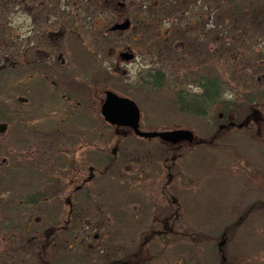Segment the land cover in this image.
Returning a JSON list of instances; mask_svg holds the SVG:
<instances>
[{
    "label": "rangeland",
    "instance_id": "obj_1",
    "mask_svg": "<svg viewBox=\"0 0 264 264\" xmlns=\"http://www.w3.org/2000/svg\"><path fill=\"white\" fill-rule=\"evenodd\" d=\"M147 8L154 15V30L166 26L163 24L164 16L168 20L177 18L179 26L200 28L202 41L191 51L189 47L177 46L170 52L171 55L167 53L169 49L161 50V55H156L153 72L166 75L159 86L154 85L155 82L143 86L135 84L132 79L138 69L140 73L146 70L139 68L138 62L128 68L123 67L132 75L130 79H107L110 72L108 67H97L94 78L97 81L93 79L92 86L98 88L108 85L119 94L128 95L139 105L144 120L153 123L152 130L167 131L182 127L192 130L195 138L209 139L217 133L218 140L212 146L208 143L198 150L186 148L174 153L176 166L178 161H183L185 165H182V169L188 170L190 175L196 173L199 176L196 185L186 187V223L179 225L182 220L170 222L165 237L151 238L146 243L142 241V233L136 235L139 228L143 227L136 230L135 226H131L135 225L131 223L136 222L128 214L135 210L132 208L134 204L130 203L140 202L129 189L136 185L129 173L133 171L130 166L131 154L136 160L141 157L145 164V152L135 154V151L142 149L136 145L138 143H126V147L131 148L127 151L130 155L121 152L125 146H120L115 165L118 168H114L116 171L103 178L95 176V180L90 182V185L100 187L106 193L105 199H97L94 203H103V208L110 203L113 212L102 210L105 214L101 218L93 213L96 206L91 207L87 214L75 210L74 214L80 213L79 217L88 218L92 225H85L83 220L72 221L69 227V254H72L74 261L81 260L75 264H264V0H150ZM183 11H197L200 16L191 12L193 14L190 17L180 19ZM202 78L220 81L221 102L213 107H205L202 115L188 113V108L180 110L181 97L195 100L189 92L184 91L191 87V93L197 92L194 85ZM10 89L9 93L0 95V123L7 122L10 126L8 132L0 136V264H56L54 261H59V257L53 260L46 250L49 254L65 255L63 247L60 245L59 248L60 242L54 240L53 243L52 239L60 240V233L66 225L56 223L59 233L50 236L53 224L45 219L44 212L40 213L38 208L31 210L19 207L18 198L19 187L33 186L32 179L37 175L36 160L40 157L37 152L43 154L44 145L49 149L51 140L47 144L37 142L39 132H42L35 129L40 124V118L32 113L30 107L20 105L16 90ZM228 101L230 103L227 104ZM251 115L249 126H241L240 129L238 125L244 124ZM56 116L59 120L50 119L51 124L66 119L63 115ZM100 119L99 113L72 112L68 122L75 126H62L64 129L59 133L54 132L53 136L59 141L61 139L57 138L84 133L98 138L97 129L88 133V130L84 132L81 128L86 125L84 123L92 122L94 125L89 124L90 128L100 127L96 123ZM231 122L235 126H229ZM220 125L228 127L220 129ZM20 132L26 139L23 145ZM102 132L105 137L109 136L108 131ZM49 155L50 152L44 156ZM151 159L154 157L150 156ZM171 167L169 171L174 173L176 168ZM6 170L11 172L7 176ZM88 174L85 172L84 178ZM26 191L24 196L33 193L30 188ZM127 194L129 204L123 206L120 215L115 214L119 196ZM149 195V192H144L139 198L146 202ZM257 200H260V204ZM6 204L9 206L6 207ZM197 206L199 215L193 220V208ZM114 214L123 221L114 220ZM125 225L128 226L124 228ZM86 227H97V239L92 233L87 235ZM54 228L56 231L57 227ZM89 232H92L91 229ZM224 232L227 238L221 241ZM34 235L35 243L39 242L45 249L40 252V256L36 247L29 255L24 251L26 246L21 251L22 245L34 246L33 242L28 241L29 236ZM109 238L112 243L110 246L117 248L118 253L108 246ZM22 239L25 243H21ZM139 243L142 246L138 247ZM218 245L224 258H220ZM15 248L19 253L10 254ZM149 249L153 251H150L151 254ZM135 250H138L137 253ZM122 258H125L122 260L124 262H121Z\"/></svg>",
    "mask_w": 264,
    "mask_h": 264
},
{
    "label": "flooded vegetation",
    "instance_id": "obj_2",
    "mask_svg": "<svg viewBox=\"0 0 264 264\" xmlns=\"http://www.w3.org/2000/svg\"><path fill=\"white\" fill-rule=\"evenodd\" d=\"M149 1L0 0V79H3V88L5 87L0 94L9 93L10 88L12 91L16 90L19 99H24L20 105L30 107L32 113L40 118V124L35 128L42 131L39 132L40 137L37 142L47 144V141L51 140L49 149L44 145V153L37 152L40 156L39 175L32 187L34 189L33 196L30 195L32 200L29 196H24L27 187H19L18 192L23 196L24 202L26 198L27 201H32V203L28 202L30 209L38 208L45 216L46 210H49L50 222L66 225L63 227L67 233L66 243L71 237L69 227L74 219L83 220L85 225H92L91 220L79 217L80 213L74 214V211L81 210L82 214H87L95 205L90 202L92 197L102 195L101 199L106 198L105 191L90 185V182L95 180V176L103 178L116 171L114 168H118L115 165H117L120 146H125L121 152L126 154L131 149L126 147V143L132 145L138 143L136 145L142 149L135 151V154L138 155L143 151L146 158L144 164L141 157L136 160L133 154H128L132 156V159H129L130 166L133 167V171L129 173L136 184L129 189L140 200L130 203L134 204L132 208L135 210L129 211L128 214L136 222L131 223L135 224L131 226H135L136 230L143 227L139 228L136 235L142 233L144 237L142 241L146 243L151 238L165 237L170 222L182 220L179 225H184L186 223L185 191L191 184H197L199 176L196 173L190 175L188 170L182 169V165H185L183 161H178L176 166L174 153L186 148L198 150L208 143L212 146L218 140L217 137L194 138L192 142L180 141L173 144L160 138H141L131 126L107 122L101 115L100 110L106 103L108 92L129 99L130 97L119 94L108 85L93 87V79L98 72L97 67H108L110 72L107 79L108 77L130 79L132 75L123 67L128 68L129 65L138 62L139 68L146 70L140 73L138 69L132 80H135L136 85L139 83L138 86H143L166 78L165 74L159 75L153 72L155 67H152L154 58L156 55H161V50L169 49L167 53L171 55L170 52L177 46H184L189 47L191 51L202 41L200 28L189 25L179 26L177 18L168 20L167 16H164L163 24L166 26L154 30V15L147 8ZM191 12L193 11H183L180 19L190 17L193 13L200 16L197 11ZM262 76L264 77V74ZM200 85V80L194 85L197 87V92L191 93V87L190 90L184 91L194 97L193 109L199 106L198 101L203 92ZM94 88L98 90H93ZM217 103L211 104L210 107ZM137 106L141 116L139 129L152 130L153 123L144 120L142 110L138 104ZM182 108L187 109L184 106ZM88 111L101 115L102 120L96 121L100 127L90 128L89 124L94 125L92 122L84 123L86 125L81 129L84 132L88 130V133L97 129L98 138L84 133L75 137L57 138L61 141L56 140L53 136L54 132L59 133L64 129L61 128L62 126L73 124L68 122L72 112L80 114ZM55 115H63L66 119L62 118L64 120L61 123L51 124L50 119L59 120ZM251 119L252 115L246 119L242 127H248L252 122ZM64 122L66 123L62 124ZM4 125L5 131L8 132V123ZM228 125L235 126L232 122ZM228 125H220V129ZM102 131H108L109 136L105 137ZM24 137L20 136L22 145L26 140ZM48 152L50 155L44 156ZM150 156L154 159L149 160ZM170 165L176 168L173 169L174 173L169 171ZM85 172L89 173L86 178L83 175ZM140 192H149L146 202L143 198L142 200L139 198ZM124 196H119L118 215L121 214L123 206L129 204L127 200L122 201ZM257 201L260 204V200ZM96 206L99 211L108 209L102 207L103 203H97ZM197 210L198 206L193 208V220L199 215ZM113 219L120 220V223L123 221L118 216H114ZM90 229L92 232H89ZM86 230L87 235L92 233L96 239L99 236L97 227H86ZM222 238L221 241L226 240L225 232ZM139 245L140 243L138 247ZM220 251L218 245V252ZM221 257L223 256L220 252ZM124 259L122 258L121 262H124L122 261Z\"/></svg>",
    "mask_w": 264,
    "mask_h": 264
},
{
    "label": "water",
    "instance_id": "obj_3",
    "mask_svg": "<svg viewBox=\"0 0 264 264\" xmlns=\"http://www.w3.org/2000/svg\"><path fill=\"white\" fill-rule=\"evenodd\" d=\"M102 114L105 119L111 123H119L121 125L131 126L137 135L146 138L159 137L162 140L171 142L173 144L179 143L180 141L192 142L194 139L193 133L189 130H173V131H163V132H148L143 133L139 130V119L140 114L137 110V106L130 99L119 98L113 93H108V99L106 100ZM5 126H0V133H3Z\"/></svg>",
    "mask_w": 264,
    "mask_h": 264
},
{
    "label": "trees",
    "instance_id": "obj_4",
    "mask_svg": "<svg viewBox=\"0 0 264 264\" xmlns=\"http://www.w3.org/2000/svg\"><path fill=\"white\" fill-rule=\"evenodd\" d=\"M200 80H201V85L200 86H202L203 92H202V95H201V97H200V99L198 101L199 102V107H201V105L202 106L203 105L206 106V105H211L213 103L218 102L219 98H221V96H222L221 95L222 86L220 85V81L218 79L217 80H211L210 78L209 79L208 78H202ZM3 84H4L3 79H0V91H2V88L4 86ZM1 105H2V103L0 102V106ZM195 105H197V104H195ZM199 114L202 115L203 112L201 111V112H199ZM216 136H217V133L215 135H213L212 137H216ZM22 204L27 205V201H25ZM28 241L29 242H33L34 246H28V244H27L25 250H31V252H32L34 247H36V249L39 250L38 256L42 255V253H40V252L44 248L42 249V247L40 246V243L39 242L35 243V239L34 238L31 239V237H29ZM21 243H22V241H21ZM60 244L61 243H59V245ZM46 252H47L48 256H52L53 260L55 258L57 259L59 257V259H58L59 261H54L56 264H67V263L68 264H70V263L75 264V263H79L81 261V260L74 261V259L71 258L72 256L69 255V254H65V252H64L65 255L62 254L63 256H61V255L59 256L58 253H56V255L49 254V252L47 250H46Z\"/></svg>",
    "mask_w": 264,
    "mask_h": 264
},
{
    "label": "bare ground",
    "instance_id": "obj_5",
    "mask_svg": "<svg viewBox=\"0 0 264 264\" xmlns=\"http://www.w3.org/2000/svg\"><path fill=\"white\" fill-rule=\"evenodd\" d=\"M184 101H185V98H182V97H181V103H183Z\"/></svg>",
    "mask_w": 264,
    "mask_h": 264
}]
</instances>
